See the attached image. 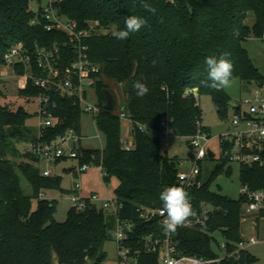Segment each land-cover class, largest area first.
<instances>
[{"label":"trees","instance_id":"obj_1","mask_svg":"<svg viewBox=\"0 0 264 264\" xmlns=\"http://www.w3.org/2000/svg\"><path fill=\"white\" fill-rule=\"evenodd\" d=\"M31 2L0 0V68L6 64V53L19 42L31 52L38 44L56 43V33L32 25ZM143 2L156 9L155 15L142 7ZM62 12L82 27L92 21L111 32L123 29L125 18L131 15L148 20V26L130 34L127 40H118L111 32L93 35L88 40L91 58L101 66L96 89L102 112L97 121L98 129L106 136V144L100 149L83 148L79 162L103 166L104 181L107 184L117 181L114 194L125 203L122 214L137 223L135 240L152 232L160 235L164 231L161 217L144 222L137 209L162 208L159 194L163 188L180 186V160L163 153L161 137L153 132L159 131L163 118L170 116L177 135L191 137L199 130L210 133L209 127L202 123L200 103L193 95L185 96L188 89H198L200 97L211 96L219 116L228 117L233 99L226 89L216 91L207 86L210 81L205 58L208 56L228 53L227 58L234 65L233 80L264 83V75L244 46V41L251 37L264 38V0H65ZM251 16L253 23L249 22ZM17 72L22 75L25 68L18 67ZM104 77L124 86L123 105L133 121L131 151L123 147L120 115L106 108L103 90L115 91L105 83ZM136 80L149 87L143 98L137 97L132 88ZM19 92L31 102L40 90L30 80L28 87ZM3 96L0 89V264H55L56 261L103 264L106 260L103 248L114 227V217L91 205L82 211L72 207L64 222L56 219L58 200L44 198L43 193L45 189L64 190L62 178L45 176L37 165L40 160L29 151H21L20 143L37 140V133L28 135L27 121L31 114L23 105L14 109L11 104L3 103ZM55 101V113L64 123L53 129L46 140L71 128L81 133L82 109L72 99L56 96ZM141 125L149 131H143ZM62 161L65 160L57 163ZM226 163L223 160L216 167L213 175L204 180L203 187L188 190L195 210L208 205L211 211L205 225L178 228L175 232L178 249L185 254L216 258L219 252L214 247L215 233L224 237L230 250L245 239V198L233 199L212 189L215 176L224 171ZM232 170L230 167L228 172ZM19 171L32 184L33 196L25 194ZM240 171L242 184L264 190V166H241ZM158 259V253H144L142 263L158 264ZM257 260L256 255L245 250L238 264H256Z\"/></svg>","mask_w":264,"mask_h":264},{"label":"built area","instance_id":"obj_2","mask_svg":"<svg viewBox=\"0 0 264 264\" xmlns=\"http://www.w3.org/2000/svg\"><path fill=\"white\" fill-rule=\"evenodd\" d=\"M38 2L39 7L35 8L32 2ZM65 0H32L30 10L33 13L32 25L44 29L50 33L58 35L54 46L37 45L31 52L23 42L13 45L5 55V67H12L18 76L19 90L28 87L29 81L40 90V93L33 97L38 104L39 124L37 129V140L29 142L28 151L36 156L40 162L47 163L43 174L45 176L54 175V167L49 163L58 160H74L79 163L78 172L85 173L94 166L88 162L80 163L81 150L85 147L82 140L85 138L82 132L75 128L68 129L52 139H47L53 129L60 127L64 119L56 115L57 107L55 97L61 96L72 99L76 106H79L84 113L91 114L98 127V116L102 112L99 103L91 101V90H96L100 79L101 66L91 58V47L88 40L96 34L102 33V29L97 27L95 22H89L87 27H82L76 20L71 19L62 12V5ZM18 67H24L25 73L19 75ZM1 75H8L3 71ZM2 80V79H0ZM252 94L246 96L241 101H234L240 107H232V127L218 136L222 156L220 158L229 163L241 166H253L259 164L264 166V83L253 82ZM165 90L169 89L164 87ZM198 89H188L185 96H197ZM244 104L247 108L244 109ZM118 114L125 121L132 119L126 113L125 106H121ZM248 114V116H247ZM173 118L164 117L161 122V129L153 132L159 136L169 137L174 133L172 123ZM201 123L199 126L201 127ZM143 131H149L147 126H140ZM103 132L98 135L102 139ZM191 152L193 156L179 163L178 182L186 191L194 188H201L204 185L202 164L208 159L209 150L212 143V135L208 132H199L191 136ZM124 149L131 151L134 149V140L123 137ZM215 153L213 158L217 157ZM212 159V158H211ZM190 166L189 170L184 168ZM96 166V165H95ZM101 169L103 178L106 172L103 166ZM76 169V168H75ZM107 184V183H106ZM107 184V195L102 196L99 192L86 194L83 192L81 183H77L73 191V207L77 210H85L91 205L103 209L107 214L115 219L112 229L113 239L119 251V264H144L142 257L144 253L159 254L158 264H220L223 261L233 260V264H238L243 251L249 246L259 243L254 237H248L241 241L234 250H230L228 242L221 244V254L216 258H201L194 255L185 254L178 249V244L174 239L175 233L157 235L152 232L143 235L139 240L133 236L137 223L134 219L124 217L125 203L115 194L109 192ZM241 196L245 198V212L248 214L264 213V190L254 189L249 184H242ZM189 199L194 209V201L189 195ZM160 210L152 207H139L137 212L144 222H150L157 217H161ZM195 215L190 218V222L182 229H194L205 225L210 219V207L204 205L201 210H195ZM55 264H61L56 261Z\"/></svg>","mask_w":264,"mask_h":264},{"label":"rangeland","instance_id":"obj_3","mask_svg":"<svg viewBox=\"0 0 264 264\" xmlns=\"http://www.w3.org/2000/svg\"><path fill=\"white\" fill-rule=\"evenodd\" d=\"M32 5L35 8L39 7L38 2H32ZM254 17L251 16L249 22L253 23ZM244 46L248 49L249 55L254 63V65L259 69L260 73L264 75V38L251 37L244 41ZM6 71L8 75H1L0 79L6 80L7 82L0 83V89L3 91V103L11 104L14 109H17L19 106L23 105L26 110L31 114L27 121V126L29 128L28 135H35L37 133L39 116L38 104L36 99H33L31 102L20 96L19 87H18V76L14 73L12 67H5L0 69V73ZM105 83L109 84L115 91L118 105L115 109V112L118 113L121 106H123L125 101V92L124 86L118 83L115 80H112L108 77H104ZM254 89L253 85H250L246 81L240 79H235L232 81V86L227 88V93L234 101H241L246 96L252 94ZM91 101L94 103H99V96L96 90H91ZM199 95V94H198ZM195 99L200 103L201 109L203 112V121L205 126L209 127L210 133L212 135V143L210 147L217 154L216 158H208L203 164V176L204 180H208L214 173V170L218 165H220L223 160L220 158L222 156L220 143L218 136L222 133L228 131L232 127V116L234 110L231 108L229 115L226 118H221L218 114L216 104L213 101V98L209 95H202L199 98L194 96ZM244 109L247 108V105L244 104ZM132 124L122 120V129L123 137L128 138L129 140H134L132 131ZM101 131L98 129L94 117L91 114L84 113L82 117V135L85 137L82 140L83 147L100 149L103 148L106 144V136L102 134V139L98 137ZM155 134V133H154ZM161 137L162 142V151L167 154L169 157L179 159V163L189 158V152L191 150V140L189 136H181L173 133L169 137ZM29 143H20L19 148L22 152L28 151ZM42 170L45 169L47 163L41 161L37 164ZM49 165L55 168L56 176L62 178V189H45L44 198L48 199H57L58 200V211L56 214V219L59 222H64L68 218V213L73 207L72 195L77 183H81L83 186V192L86 194L91 193L92 191L99 192L102 196H106L107 184L104 181L100 167L92 166L88 172L79 173L78 167L79 163L76 159L74 160H65L60 163L52 162ZM188 167L184 168L185 170L190 169ZM232 167V172H228V169ZM72 168H76L71 171ZM240 165L229 163L227 161L224 171L217 176L212 183V189L219 191L220 193L227 195L233 199H239L241 196V173ZM21 178V184L25 194L33 196L34 190L32 184L28 178L19 171ZM117 186V181L113 180L109 183V192L114 194L115 188ZM37 199L34 200V207H37ZM248 214L244 212V220L249 221V227L252 235L259 240V243L249 246V251L257 256L258 260L256 264H264V215L260 216L259 214ZM250 215H252L250 217ZM259 217V218H258ZM214 237L216 241L214 242L215 250L221 254V249L219 245L223 244L225 241L224 237L220 233H215ZM106 254V260L103 264H119V251L115 240L113 239L112 230L110 231V238L105 243L103 248Z\"/></svg>","mask_w":264,"mask_h":264},{"label":"clouds","instance_id":"obj_4","mask_svg":"<svg viewBox=\"0 0 264 264\" xmlns=\"http://www.w3.org/2000/svg\"><path fill=\"white\" fill-rule=\"evenodd\" d=\"M145 10L153 15L156 9L147 2L142 3ZM148 26V20L142 16L131 15L125 18L123 29L113 30L111 35L121 41L127 40L130 34L138 32L142 27ZM228 53H223L219 57L208 56L205 58L207 68V85L216 91H221L232 86L234 65L228 59ZM155 65V61H153ZM132 88L139 98H143L149 92V87L141 80L132 83ZM162 201L160 215L164 217L161 222L162 228L167 233H175L178 227L184 226L190 222V218L195 215L189 194L185 188L177 185L166 186L159 194Z\"/></svg>","mask_w":264,"mask_h":264},{"label":"water","instance_id":"obj_5","mask_svg":"<svg viewBox=\"0 0 264 264\" xmlns=\"http://www.w3.org/2000/svg\"><path fill=\"white\" fill-rule=\"evenodd\" d=\"M101 32L103 34L108 35V34H110L111 31L110 30L103 29ZM3 82H7V81L6 80H3V79L0 80V83H3ZM103 93H104V97H105V102H106V108H107V110L108 111L115 110L116 107H117V98H116L115 93L111 89H109V88H105L103 90ZM231 106L232 107H236V108H239L240 107V105L237 104V103H235L234 101L231 102ZM247 116H248V114H247ZM189 156L192 157L193 156V152L190 151L189 152ZM209 156L211 158H213L215 156V153L212 150H209ZM72 170H73V168H72Z\"/></svg>","mask_w":264,"mask_h":264},{"label":"crops","instance_id":"obj_6","mask_svg":"<svg viewBox=\"0 0 264 264\" xmlns=\"http://www.w3.org/2000/svg\"><path fill=\"white\" fill-rule=\"evenodd\" d=\"M126 122H128V124H129V122L130 121H126ZM131 124H132V122H130ZM204 124V123H203ZM132 127H133V124H132V126H131V131H132ZM85 148H87V147H85ZM73 170H74V168H73ZM72 169H71V171H73ZM55 168H54V174H55ZM92 192H97V191H92ZM43 196H44V193H43ZM256 214H261V213H256ZM255 214V215H256ZM252 215H250V217H251ZM249 221H250V218H249V220L247 221H245L244 220V237H246V238H248V236L249 235H252V233H251V231H250V227L248 226L249 225ZM249 250V249H248Z\"/></svg>","mask_w":264,"mask_h":264}]
</instances>
